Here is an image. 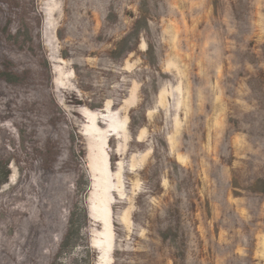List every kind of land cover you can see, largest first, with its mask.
I'll use <instances>...</instances> for the list:
<instances>
[{
	"label": "rangeland",
	"instance_id": "rangeland-1",
	"mask_svg": "<svg viewBox=\"0 0 264 264\" xmlns=\"http://www.w3.org/2000/svg\"><path fill=\"white\" fill-rule=\"evenodd\" d=\"M0 264H264V0H0Z\"/></svg>",
	"mask_w": 264,
	"mask_h": 264
}]
</instances>
